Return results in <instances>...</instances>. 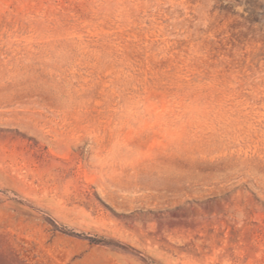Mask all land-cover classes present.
Returning <instances> with one entry per match:
<instances>
[{
  "label": "rangeland",
  "instance_id": "obj_1",
  "mask_svg": "<svg viewBox=\"0 0 264 264\" xmlns=\"http://www.w3.org/2000/svg\"><path fill=\"white\" fill-rule=\"evenodd\" d=\"M0 264H264V0H0Z\"/></svg>",
  "mask_w": 264,
  "mask_h": 264
}]
</instances>
